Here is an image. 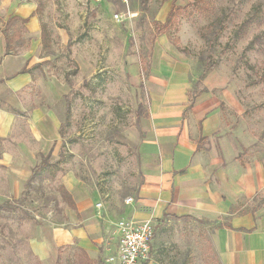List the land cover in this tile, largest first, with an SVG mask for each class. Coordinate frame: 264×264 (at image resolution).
<instances>
[{
    "label": "rangeland",
    "instance_id": "rangeland-1",
    "mask_svg": "<svg viewBox=\"0 0 264 264\" xmlns=\"http://www.w3.org/2000/svg\"><path fill=\"white\" fill-rule=\"evenodd\" d=\"M14 1L37 5L46 44L35 47L37 38L18 20L9 30L10 52L0 56V203L14 206L0 210V264H78L80 247L54 241L56 230L69 226L67 185L90 198L98 220L117 224L121 218L105 217L118 216L143 181L138 144L150 86L169 61L189 69L190 95L204 79L216 86L227 152L243 166L264 162V0H205L212 6L206 12L195 8L199 0H177L185 8L168 26L172 0H0L4 40ZM120 11L131 17L117 23ZM255 11L260 21L236 37ZM30 46L40 58L27 62L34 83L14 91L8 83L23 63L18 53ZM52 113L58 127L39 124ZM41 161L47 165L28 187V172ZM217 222L172 215L153 221L149 264H223ZM99 260L93 264H107Z\"/></svg>",
    "mask_w": 264,
    "mask_h": 264
},
{
    "label": "crops",
    "instance_id": "crops-1",
    "mask_svg": "<svg viewBox=\"0 0 264 264\" xmlns=\"http://www.w3.org/2000/svg\"><path fill=\"white\" fill-rule=\"evenodd\" d=\"M36 7L33 1H14L12 15L30 17L26 27L35 35L34 40L37 38L35 47H43L46 43L34 15ZM5 48V40L0 36V56ZM33 48L25 47L18 53L23 63L8 83L14 91L34 83L27 62L32 66L40 58ZM157 54L156 49L155 57ZM167 65L163 78L153 77V87L150 86L149 116L138 144L143 158V181L135 196H130L133 201L123 202L118 216L107 212L105 218L161 221L166 216L178 215L217 220L223 264H264V162L243 166L234 159V152H227L218 136L224 125L222 96L210 79H204L202 90L190 95L193 81L189 69L170 61ZM25 66L29 71L20 72ZM45 119L46 123L41 119L39 124L59 126L57 114H48ZM31 173L32 169L29 177ZM67 187L76 207L68 214L69 226L56 230V247L75 244L95 261L106 260L116 249L117 226L98 220L90 198L81 195L77 188ZM260 196L262 203H251ZM249 205L251 208H247Z\"/></svg>",
    "mask_w": 264,
    "mask_h": 264
},
{
    "label": "built area",
    "instance_id": "built-area-1",
    "mask_svg": "<svg viewBox=\"0 0 264 264\" xmlns=\"http://www.w3.org/2000/svg\"><path fill=\"white\" fill-rule=\"evenodd\" d=\"M101 1V0H93ZM129 4L130 0H121ZM131 14L128 11L115 12L113 19L117 23L128 20ZM132 197L126 199L131 203ZM97 204V206H99ZM118 240L116 249L106 258L107 264H149L152 259L153 237L155 225L151 219L136 220L133 218H121L117 222Z\"/></svg>",
    "mask_w": 264,
    "mask_h": 264
},
{
    "label": "trees",
    "instance_id": "trees-1",
    "mask_svg": "<svg viewBox=\"0 0 264 264\" xmlns=\"http://www.w3.org/2000/svg\"><path fill=\"white\" fill-rule=\"evenodd\" d=\"M177 0H172V6L170 11L168 12L167 16H166V20L163 23L164 26H168L169 24H171V22L174 20V18L176 17L178 11H180L181 9L185 8V6H180L176 4ZM195 8L198 9L200 12H206L209 11L210 9H212V6L206 2L205 0H199L195 5ZM22 21L23 23H27L30 20V17H21L18 15H12L6 22V26H5V31H4V37H5V41H6V50L7 53L10 52V37H9V30L11 28V26L16 22V21ZM259 22L260 21V16L259 14L255 11L253 14H251L250 16H248L245 20H243L240 25L238 26V28L235 30L234 35L236 37H240L242 36L246 30L254 23V22ZM223 29L222 26V20L219 23V30ZM218 30V31H219ZM217 36V35H216ZM42 39L43 42L46 40V31L43 29L42 31ZM252 44V42H251ZM214 67V64H212L211 68ZM209 68H203V74H205L208 71ZM29 70L25 67H23L20 72H28ZM264 75V74H263ZM47 162L45 161H41L39 163H37L33 168H32V173L31 176L29 177L28 181H27V186L29 187L32 183V179L40 174L42 172V170L44 169V167H46ZM26 192H23V195H25ZM64 196L65 198L69 201V204L72 207H76L75 201L72 197V194L67 190V188H64ZM13 205L11 204V202L9 201H5L3 203H0V210L3 209H13ZM174 217L177 218H182L185 216H178V215H174ZM155 234V233H154ZM152 247L154 248V246L152 245ZM154 250V249H153ZM153 250H152V254H153ZM100 261V260H99ZM95 262L94 259H92L89 254L82 248H80V253H79V258H78V264H93Z\"/></svg>",
    "mask_w": 264,
    "mask_h": 264
}]
</instances>
